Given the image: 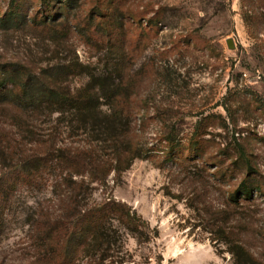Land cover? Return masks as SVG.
<instances>
[{
	"label": "rangeland",
	"instance_id": "1",
	"mask_svg": "<svg viewBox=\"0 0 264 264\" xmlns=\"http://www.w3.org/2000/svg\"><path fill=\"white\" fill-rule=\"evenodd\" d=\"M57 2L0 0V18ZM77 5L61 40L0 23V264H43L37 223L63 220L79 185L80 204L148 226L139 244L122 231L124 264H235L225 234L264 264V0Z\"/></svg>",
	"mask_w": 264,
	"mask_h": 264
},
{
	"label": "trees",
	"instance_id": "2",
	"mask_svg": "<svg viewBox=\"0 0 264 264\" xmlns=\"http://www.w3.org/2000/svg\"><path fill=\"white\" fill-rule=\"evenodd\" d=\"M77 1L58 0V6L59 8L62 7V9L60 8L57 16H51L50 12H48V14L39 16L38 18L40 19L38 21L25 16L18 17L14 10H9L0 18V23H11L12 26L18 28L21 27L20 25L31 23L30 25L48 30L51 33V39L61 40L67 36V32L70 30L69 16L72 11L79 8ZM48 3L49 1H46V4ZM55 11H57L56 4L52 13ZM95 16L98 15L91 13L87 24L89 27L99 29L100 24H94ZM112 27H115V25L111 24L109 26V28ZM113 70L115 71V69ZM126 153V166L121 168L118 165V161L115 162L112 159L103 163L91 164L87 172L89 180L91 182H99L110 171H125L132 161L137 158L130 151ZM98 171L102 173L101 176H98ZM80 189L79 185V188L76 189L77 191L69 190L66 196V210L70 211H67L68 214L64 216V219L62 218L63 220L51 222L49 218L44 217L43 219L47 220L48 224L37 223L39 224L37 226V245L44 250V252L40 253L41 258L38 260H41L43 264H75L81 258L90 264H124L127 260H125L122 231L134 237L139 244L143 235L142 231L148 226L135 213L131 212L127 206L112 200L103 201L97 205L80 204L81 202L77 200ZM2 191L0 190V195ZM240 191L239 195L249 197L250 192L247 189ZM222 237L226 240L227 246H229L227 251L235 264H260L259 261L248 255L237 241H231L226 234Z\"/></svg>",
	"mask_w": 264,
	"mask_h": 264
},
{
	"label": "water",
	"instance_id": "3",
	"mask_svg": "<svg viewBox=\"0 0 264 264\" xmlns=\"http://www.w3.org/2000/svg\"><path fill=\"white\" fill-rule=\"evenodd\" d=\"M227 44H228V47H229V48H232V47H233V46H232V40L229 39V40L227 41Z\"/></svg>",
	"mask_w": 264,
	"mask_h": 264
}]
</instances>
